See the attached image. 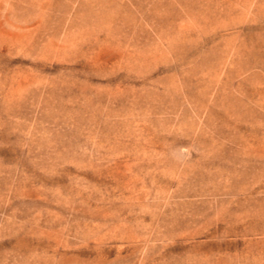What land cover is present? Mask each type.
I'll list each match as a JSON object with an SVG mask.
<instances>
[{
  "label": "rangeland",
  "instance_id": "374dc122",
  "mask_svg": "<svg viewBox=\"0 0 264 264\" xmlns=\"http://www.w3.org/2000/svg\"><path fill=\"white\" fill-rule=\"evenodd\" d=\"M0 264H264V0H0Z\"/></svg>",
  "mask_w": 264,
  "mask_h": 264
}]
</instances>
